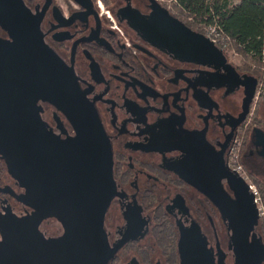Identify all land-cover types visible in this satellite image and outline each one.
Instances as JSON below:
<instances>
[{
  "label": "flooded vegetation",
  "instance_id": "obj_1",
  "mask_svg": "<svg viewBox=\"0 0 264 264\" xmlns=\"http://www.w3.org/2000/svg\"><path fill=\"white\" fill-rule=\"evenodd\" d=\"M151 5L150 0H0V43H15L23 32L36 55L45 46L99 116L113 159L112 196L96 236L106 264H235L232 218L244 221L246 204L221 181L219 170L241 177L230 150L245 131L241 162L264 187V149L253 137L254 128L263 126L248 123L254 102L241 116L248 76L254 75L230 51L223 50L226 67L209 66L143 38L135 20L149 16ZM9 63L5 58L6 67ZM259 85L258 80L256 93ZM35 105L46 133L74 142V125L61 109L42 99ZM81 156L76 163L66 151L54 155L49 186L61 214L53 210L42 221L47 242L63 244L75 190L84 192V200L98 191L100 172L79 171L87 168ZM243 181H238L242 192L248 185L251 194ZM24 193L0 153V214H32L35 209L19 199ZM255 208L256 234L264 245V217Z\"/></svg>",
  "mask_w": 264,
  "mask_h": 264
},
{
  "label": "water",
  "instance_id": "obj_2",
  "mask_svg": "<svg viewBox=\"0 0 264 264\" xmlns=\"http://www.w3.org/2000/svg\"><path fill=\"white\" fill-rule=\"evenodd\" d=\"M150 1L153 12L149 16L138 15L135 20V30L143 38L178 57L226 67L224 51L204 33L174 16L158 0ZM6 44L0 43V52L6 51L5 56L0 55V153L6 159L8 173L26 189L19 199L35 211L24 216L0 214L3 239L0 264H106L96 236L112 196L113 159L99 116L79 86L70 84L66 68L53 52L44 46L36 55L29 46L30 37L23 32L15 35V43ZM5 58L10 60L7 67ZM248 78L250 85L245 91L242 119L250 111L258 85L257 77ZM38 99L54 104L68 116L76 132L73 143H61L43 130L35 105ZM253 132L256 143L264 149V130L256 126ZM64 151L76 163L81 154L87 168L79 171L84 173L91 167L92 174L100 172V178L98 191L91 200H84V192L75 190L70 205L71 221H67L68 233L59 245L46 241L40 225L53 210L61 214L51 202L49 177L54 155ZM230 175L219 170L221 181L226 180L240 204H246L245 220H239L236 215L232 218L235 264H263L264 245L255 228L258 221L255 195L248 194V185L243 193L238 183H243V179ZM42 188L46 193H42Z\"/></svg>",
  "mask_w": 264,
  "mask_h": 264
},
{
  "label": "trees",
  "instance_id": "obj_3",
  "mask_svg": "<svg viewBox=\"0 0 264 264\" xmlns=\"http://www.w3.org/2000/svg\"><path fill=\"white\" fill-rule=\"evenodd\" d=\"M174 2L183 10L186 17L192 18L191 21L185 20L190 27L200 32L196 26L198 23L218 24L222 31L233 39L234 45L243 56L264 65V0H174ZM250 72L260 83L264 82L259 72L256 70ZM254 124L261 125L258 122ZM256 183L264 197V187L257 180Z\"/></svg>",
  "mask_w": 264,
  "mask_h": 264
},
{
  "label": "built area",
  "instance_id": "obj_4",
  "mask_svg": "<svg viewBox=\"0 0 264 264\" xmlns=\"http://www.w3.org/2000/svg\"><path fill=\"white\" fill-rule=\"evenodd\" d=\"M211 41H213L216 45H218L223 50L229 51V46L231 47L234 44L232 38L227 36L218 24H210V26L206 27V30L203 31ZM234 48V47H233ZM232 50V49H231ZM233 51V50H232ZM264 97V82L259 85L258 91L255 96L254 103L257 102L260 98ZM244 135H239L233 142V146L230 150V161L231 165L243 179L249 182L250 190L255 195V202L259 207V212L262 217H264V200L257 185L251 180L249 172L244 167L241 162V147Z\"/></svg>",
  "mask_w": 264,
  "mask_h": 264
},
{
  "label": "rangeland",
  "instance_id": "obj_5",
  "mask_svg": "<svg viewBox=\"0 0 264 264\" xmlns=\"http://www.w3.org/2000/svg\"><path fill=\"white\" fill-rule=\"evenodd\" d=\"M160 2H162L173 14L179 16L180 18L184 19V20H192V18H190L189 16L186 17V15L184 14L183 10L177 6L174 2V0H159ZM198 27V30H200V32H203L206 30V27L210 26V24H201L198 23L196 25ZM234 47V48H233ZM229 51H230V55L233 57V59L243 68L245 69H249V71L252 70H256L257 72H259V74L262 76L264 81V65L262 66L261 64H259L258 62H256L255 60H253L250 57L247 56H243V54L241 52H239L236 48V46L233 44L231 47L229 46ZM233 51H232V50ZM245 64V66L243 65ZM247 65V67H246ZM264 99V98H262ZM259 99L257 102L254 103L250 116H249V125L252 127L253 125L255 126L254 122H258L259 124H261L263 126L264 129V100ZM256 118V120H255ZM251 130V128H250ZM245 131H243L242 135H244L243 137V143H242V147H241V152L244 150L245 147V137H248V134L245 135ZM6 171V170H5ZM6 173V172H5ZM260 194L263 197L262 191L260 189V187L257 185ZM264 200V198H263Z\"/></svg>",
  "mask_w": 264,
  "mask_h": 264
},
{
  "label": "bare ground",
  "instance_id": "obj_6",
  "mask_svg": "<svg viewBox=\"0 0 264 264\" xmlns=\"http://www.w3.org/2000/svg\"><path fill=\"white\" fill-rule=\"evenodd\" d=\"M218 46V45H217ZM219 47V46H218ZM220 48V47H219ZM222 49V48H221ZM223 50V49H222ZM261 84V83H260ZM258 88H259V86H258ZM258 91V90H257Z\"/></svg>",
  "mask_w": 264,
  "mask_h": 264
}]
</instances>
